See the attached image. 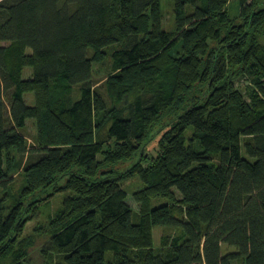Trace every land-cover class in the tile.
<instances>
[{"label": "trees", "instance_id": "obj_1", "mask_svg": "<svg viewBox=\"0 0 264 264\" xmlns=\"http://www.w3.org/2000/svg\"><path fill=\"white\" fill-rule=\"evenodd\" d=\"M172 2L0 0V264H264V0Z\"/></svg>", "mask_w": 264, "mask_h": 264}, {"label": "rangeland", "instance_id": "obj_2", "mask_svg": "<svg viewBox=\"0 0 264 264\" xmlns=\"http://www.w3.org/2000/svg\"><path fill=\"white\" fill-rule=\"evenodd\" d=\"M173 0H162V7H163V13H164V23H165V27L167 29H172L174 26V22H175V14L173 11ZM239 5H240V0H230V3L228 5V10L229 13L232 16H236L239 14ZM264 41V40H263ZM112 65V61L110 59H107L103 64H97L96 65V70L97 71V75L96 77L98 79L101 78H105L107 73L111 70V66ZM33 73V68L31 66H27L24 70V77L25 78H30L32 76ZM103 81L100 82V84ZM26 98L28 100L29 104H33L34 100H33V94L29 93L26 95ZM36 127L33 123L32 120H30L28 122V127L25 131V134L27 135V137L30 140V143L34 142V136L36 135ZM193 132L192 127H189L187 129V136L190 137L191 134ZM160 131H158L156 134H154L152 140L150 141V143L147 146V150L149 152H156V148L158 146V139L160 137ZM138 156L134 157L131 161H128L127 163H124L122 165V169H126L129 168L130 166H132L137 160H138ZM67 179H65L63 181V183L66 182ZM22 182V175L19 174H15V178H14V183L16 184V187H19L20 183ZM123 187L128 191L129 193V198L128 201H130V203L132 204L133 207H135L136 209L139 208V206L136 204V202L131 199L130 197L133 196V193L135 191H137L138 189L143 187V182L141 181L139 176H134L131 177L127 180H125L123 182ZM73 192L71 190H66V191H61L59 193H57L53 198L52 201L49 203H42L38 209V217H36L34 220L30 221L27 225V233H31L33 231L34 226L41 222H47L49 219V214H53L54 212H57V210L62 206V203L64 201V199L72 194ZM167 202V199L162 198V197H158L152 200V206L153 207H157L161 204H164ZM164 229L163 228H156L154 231V238L156 243H159L160 241V236L163 233ZM46 241V237L44 238H40L38 240V243L36 244V247L31 249V253H30V260L32 262V264H46L45 260L41 254V249L43 247V245L45 244Z\"/></svg>", "mask_w": 264, "mask_h": 264}]
</instances>
